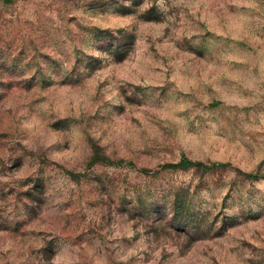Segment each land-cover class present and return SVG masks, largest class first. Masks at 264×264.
Returning a JSON list of instances; mask_svg holds the SVG:
<instances>
[{
    "label": "rangeland",
    "instance_id": "374dc122",
    "mask_svg": "<svg viewBox=\"0 0 264 264\" xmlns=\"http://www.w3.org/2000/svg\"><path fill=\"white\" fill-rule=\"evenodd\" d=\"M0 264H264V0H0Z\"/></svg>",
    "mask_w": 264,
    "mask_h": 264
},
{
    "label": "trees",
    "instance_id": "16d2710c",
    "mask_svg": "<svg viewBox=\"0 0 264 264\" xmlns=\"http://www.w3.org/2000/svg\"><path fill=\"white\" fill-rule=\"evenodd\" d=\"M153 9L146 10L145 14V20H155L157 19V15H154ZM121 58V57H119ZM218 166L216 163H211V164H205L200 161H193L188 158H181L178 162L176 163H166L164 165H161L162 168H177V167H196V168H208V167H214Z\"/></svg>",
    "mask_w": 264,
    "mask_h": 264
}]
</instances>
